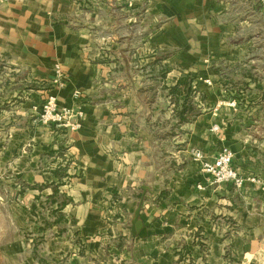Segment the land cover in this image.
Instances as JSON below:
<instances>
[{
    "label": "crops",
    "instance_id": "1",
    "mask_svg": "<svg viewBox=\"0 0 264 264\" xmlns=\"http://www.w3.org/2000/svg\"><path fill=\"white\" fill-rule=\"evenodd\" d=\"M233 15L249 26L232 0L0 1V264H264V44L232 43ZM46 92L76 129L39 121ZM171 129L177 154L158 160ZM224 147L257 183H208L192 150Z\"/></svg>",
    "mask_w": 264,
    "mask_h": 264
},
{
    "label": "rangeland",
    "instance_id": "2",
    "mask_svg": "<svg viewBox=\"0 0 264 264\" xmlns=\"http://www.w3.org/2000/svg\"><path fill=\"white\" fill-rule=\"evenodd\" d=\"M140 1H142V0H140ZM246 1L247 0H232L233 12L242 13V11L244 9L245 10V14L248 15L251 20L247 21V22H249V24H248L249 26H247V25L243 26L241 24L242 23L241 15H238V16L237 15H235V16L233 15L232 17L230 16V19H232L233 22L235 24H237L238 31L241 32V33H239V35L230 36V37H232L230 41L232 43H237V42H241L244 38H247L248 36H250L251 40L254 41V43H256L257 45H263L264 44V14H263L264 13V9L262 10L261 14H259V11H260V6L261 7L264 6V0H252L253 3L248 8H247L246 5L243 7V2H246ZM144 13L145 12L143 10H141V8H140V12H139L140 19H139L138 28H137L139 30V33H140V38L142 37L141 34H142V32L144 31V29L146 27V25H145L146 22L144 20L146 16H145ZM259 15H261L260 20H259ZM226 19L228 20V18H226ZM163 22H164V19L158 17L157 15L154 16V22H153V23H155L154 28L159 27V25L163 24ZM150 23H151V17H149V26H150ZM244 29H246V30L244 31ZM227 38H228L227 36L224 37V41L225 42L227 41ZM168 54H169V51L164 52V53H158L155 56L156 60L154 62V65H155V70H156V73H157L156 76H158V75L161 76L160 75V70L163 68L162 64H161V61ZM255 55L262 58L264 56V51L263 52H256ZM223 64L224 63L222 61L221 67H219L222 77L225 78L224 79L225 84H222V87H223L222 89H224L225 95L226 94L229 95V91H233L231 88L235 87L231 83L230 84L226 83L227 82L226 79H228V73H231L232 69L228 68L226 64L225 65H223ZM258 64H259V67H258V70H255V75H256V77L258 79H261L262 77H264V66H261V64L259 62H258ZM186 75H189V73H187ZM193 80H194V76L193 77H188V84L190 85L189 90L187 91L188 93L189 92H194V90H195L194 87L191 90V86H193V84H192ZM206 81L207 82L209 81L208 84L211 85V80L210 79H206ZM156 88H157V84H156ZM156 92H157V90H156ZM47 94L48 93L46 92V94H44V97ZM192 101H194L193 97H191L188 100V104H190ZM39 121H40V118H39ZM171 128L173 129L174 127H171ZM172 129H171L170 133H167V132H163V133L156 132L155 139H156L157 142L155 144L156 147H155L154 150L157 153L158 160L162 159L164 157H167L168 155L174 156V155L177 154L178 148L176 147V144L174 143V141L176 139V138H174V136H176L177 133H175L176 129L174 131ZM163 140H166V142L165 141L163 142ZM193 151L194 150H192V152ZM174 158H176V157H174ZM170 167H171L172 170H174V168L177 167L176 166V162L172 160V162L170 164ZM261 182L262 181H260V190L262 192H264L262 190V187H264V183H261ZM218 185H220V184H218ZM143 191H145V190H143ZM55 198H57L58 201H62V200L64 201L66 199V197H64V196L62 197L61 195H56ZM52 199H53V201L55 200L54 198H52ZM141 200L142 199H140L139 202ZM127 218L128 217H126V219L124 218V216L122 217V222L124 223L123 224V229L124 228H128L129 231H130V234H131V230H130L131 221H130V223H128V219ZM236 229H237V227H236ZM112 242H111V244H112ZM108 245H110V242L108 243ZM39 247H40V242H37L35 244H31L30 245L29 250L34 255V257L39 255V252H38ZM54 261H56V260L54 258H52V257L43 259L42 261L38 260V262H40V264H54Z\"/></svg>",
    "mask_w": 264,
    "mask_h": 264
},
{
    "label": "built area",
    "instance_id": "3",
    "mask_svg": "<svg viewBox=\"0 0 264 264\" xmlns=\"http://www.w3.org/2000/svg\"><path fill=\"white\" fill-rule=\"evenodd\" d=\"M6 1V0H0ZM74 96H77L75 93ZM230 107H235L236 102L231 100L227 102ZM40 121L43 124L53 125L59 129L74 130L77 125L72 121L76 111L73 107L60 106L54 94H47L41 101ZM218 126L214 125L213 130ZM193 159L198 162L202 174L205 175L210 185L231 184L236 188L244 186L246 181L257 183L255 177L244 176L232 164V153L224 147L213 159H207L202 151L194 150ZM202 188V185H197ZM264 191V187H262Z\"/></svg>",
    "mask_w": 264,
    "mask_h": 264
},
{
    "label": "water",
    "instance_id": "4",
    "mask_svg": "<svg viewBox=\"0 0 264 264\" xmlns=\"http://www.w3.org/2000/svg\"><path fill=\"white\" fill-rule=\"evenodd\" d=\"M142 189L145 190L146 187H143ZM141 202H142V200L139 202L137 208L135 209L133 218L131 220L130 230H131L132 236H136L142 228V222L139 219V211H140V207H141Z\"/></svg>",
    "mask_w": 264,
    "mask_h": 264
},
{
    "label": "trees",
    "instance_id": "5",
    "mask_svg": "<svg viewBox=\"0 0 264 264\" xmlns=\"http://www.w3.org/2000/svg\"><path fill=\"white\" fill-rule=\"evenodd\" d=\"M54 192H56V188H54Z\"/></svg>",
    "mask_w": 264,
    "mask_h": 264
}]
</instances>
